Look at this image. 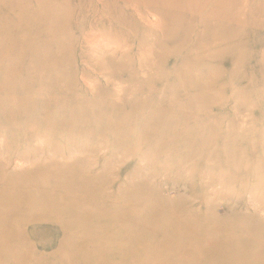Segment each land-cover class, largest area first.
<instances>
[{
	"label": "rangeland",
	"instance_id": "rangeland-1",
	"mask_svg": "<svg viewBox=\"0 0 264 264\" xmlns=\"http://www.w3.org/2000/svg\"><path fill=\"white\" fill-rule=\"evenodd\" d=\"M0 195V264H264V0H0Z\"/></svg>",
	"mask_w": 264,
	"mask_h": 264
},
{
	"label": "bare ground",
	"instance_id": "bare-ground-1",
	"mask_svg": "<svg viewBox=\"0 0 264 264\" xmlns=\"http://www.w3.org/2000/svg\"><path fill=\"white\" fill-rule=\"evenodd\" d=\"M70 184L72 186V189L75 188L73 183ZM80 191H82V189H80ZM27 196H31V195L27 194ZM54 198L62 199V195L56 192ZM32 201H34V199H32ZM14 204L21 205L22 209L18 210L13 208L12 206ZM60 205L61 208L66 207L67 212L73 208V204H60ZM9 208L10 211H15V212H6L8 211ZM29 212H30V208L23 207L22 200L19 196H14V198H7L6 196L0 195V242L9 241L10 244L19 243V241H16L17 234L14 229H16L17 226L19 225L20 218L21 217L23 218Z\"/></svg>",
	"mask_w": 264,
	"mask_h": 264
}]
</instances>
